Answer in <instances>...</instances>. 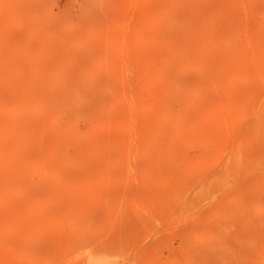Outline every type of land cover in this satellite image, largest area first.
Masks as SVG:
<instances>
[{"label": "rangeland", "instance_id": "1", "mask_svg": "<svg viewBox=\"0 0 264 264\" xmlns=\"http://www.w3.org/2000/svg\"><path fill=\"white\" fill-rule=\"evenodd\" d=\"M0 264H264V0H0Z\"/></svg>", "mask_w": 264, "mask_h": 264}]
</instances>
